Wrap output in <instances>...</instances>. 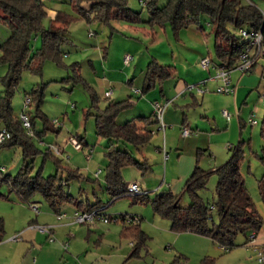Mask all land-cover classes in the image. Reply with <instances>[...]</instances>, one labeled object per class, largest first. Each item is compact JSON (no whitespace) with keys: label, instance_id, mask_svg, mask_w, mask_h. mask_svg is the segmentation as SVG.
I'll return each mask as SVG.
<instances>
[{"label":"rangeland","instance_id":"374dc122","mask_svg":"<svg viewBox=\"0 0 264 264\" xmlns=\"http://www.w3.org/2000/svg\"><path fill=\"white\" fill-rule=\"evenodd\" d=\"M253 1L264 10V0ZM80 3L89 7L91 0H82ZM160 3L164 4L165 0H161ZM44 4L49 13L44 20L46 28L51 26L55 14L59 11L78 16L71 0H44ZM129 4L135 11L142 12L144 20L148 19L143 0H129ZM202 24L203 30L199 25L192 24L176 33L171 25L156 26L152 29L145 22L112 20L108 23L96 19L89 22L78 16L68 26L70 41L63 45L65 54L61 63L48 59L44 62L41 72H34L25 67L13 95L12 105L17 116H20L23 110L30 114L36 113L35 102L28 107L25 106V100L27 93L36 87H43L45 94L40 109L47 115L49 121L58 119L62 123L60 126L62 129L60 132L48 130L42 140L34 137L37 148L44 152L49 145L54 144L61 150L56 154L62 159L64 166L80 169L83 177L71 179L64 186L75 197L92 203L98 199L102 200L105 203L101 209L104 216L116 217L126 213L136 216L134 221L140 222L141 228L150 236L148 248L151 255L148 259L153 258L155 264L167 260L171 263L177 256L179 257L177 264H200L205 256L215 258L216 264H260L256 259L258 251L255 245L251 242L246 244L247 238L243 233L236 236V246L227 251L206 236L190 232H172L169 228L170 220L156 214L150 201L135 202L131 195H125L108 204L111 196L106 189L108 159L105 152L109 140L96 132L97 105L103 109L110 100L119 101L132 96L136 104L118 115L119 124L136 116L149 115L154 111L155 101H158L168 105L163 120L167 129L164 134L163 130H159L160 123H157L150 144L140 149L129 145L133 156L136 159L147 158L152 168L143 173L136 165L125 166L122 174L127 183L137 182L145 192L149 191L151 199L168 189L179 193L193 172H187L188 167L183 165L192 159L197 163L199 148L206 149L200 157V166L212 168L230 158L234 148L243 141L245 159L241 170L247 187L246 196L253 199L264 221V202L258 186V179L264 174V165L255 154L260 152L264 145L261 135L264 118V56H261L263 62L260 61L256 65V73L262 77L263 83L259 89H254L250 93V95L254 93L255 101L251 98L248 104L242 105L246 107L241 111L245 113L243 114L245 126L240 125L238 115L231 111V116L235 117V120L229 127V119L218 109L221 96L227 94L219 93L212 87L206 92L211 95L209 99L211 107H208L210 102L204 103V94L199 91V87L203 90L207 88L203 82L204 79L210 78V73L217 74L216 63L219 61L215 50V25L206 20ZM55 25L57 24H54V30L57 27ZM233 31L239 33L238 30ZM10 34V28L0 21V44ZM32 45L31 54L42 46L41 34L32 41ZM127 54L132 56L129 63L124 61ZM1 55L0 47V57ZM204 55L212 60L207 69L200 64ZM153 60L160 64L175 65L177 75L162 82L157 81L148 92L141 94L149 63ZM8 69V64L0 61V95L5 94L6 86L2 78ZM78 73L83 79L78 78ZM180 88H183V92H180ZM108 91H112L111 97H108ZM191 92L198 98V103ZM252 115L258 121L255 125L249 122ZM36 118L37 127L43 128L42 118L40 116ZM168 118H171V121ZM183 119L184 124L194 130L186 137L182 136L181 128L185 126L182 124ZM78 135L83 136L84 142L88 143L82 150L75 149L69 140L71 136ZM230 144L233 148H230ZM43 152L34 156V172L42 168L45 176L55 174L57 166L54 157L45 158ZM210 153L213 155L210 156ZM90 154L92 157L88 158ZM24 162L23 148L20 145L5 147L0 151V169L5 173L16 174ZM99 170L101 172L97 176L96 172ZM64 174L66 175V172ZM59 176L61 177V171ZM61 182L60 179L57 180L58 185ZM217 183L218 176L214 174L209 179L207 187L199 191L204 200L215 202L218 199ZM9 190L6 184L0 187V191L6 194H9ZM9 195V199L0 197V217L6 216L10 221L15 219L19 212L25 215L24 212L13 209L12 200L23 201L27 207H30L29 203L38 205L41 211L44 207L49 208L41 193H35L30 202L21 200L15 193ZM190 203L191 197L185 193L181 205L187 206ZM66 208L76 207L73 204H66L64 209ZM76 225V228L82 227L85 230L90 228L94 241L101 239L102 248L110 247L111 252L118 250L119 245L123 244L130 248L128 251L130 255L132 241L120 236L121 222L111 220L106 223L97 218L93 222L87 221L85 224L78 222ZM261 232H264V223ZM103 233L105 235H102ZM146 254L148 252L144 250L142 255Z\"/></svg>","mask_w":264,"mask_h":264},{"label":"trees","instance_id":"16d2710c","mask_svg":"<svg viewBox=\"0 0 264 264\" xmlns=\"http://www.w3.org/2000/svg\"><path fill=\"white\" fill-rule=\"evenodd\" d=\"M71 1L78 16L89 22L94 19L108 23L112 20L145 22L152 29L156 26L171 25L178 33L180 29L192 24L199 25L203 30L202 23L206 20L215 25V50L219 60L216 63L217 69L236 65L241 53L248 47L249 41L241 34V29L263 30L264 33V12L253 0H165L164 4L160 3L161 0H143L149 15L146 20L142 18L141 11L131 8L129 0H91L89 7L82 6L80 3L82 0ZM48 14L44 0H0V21L11 30L10 36L0 44L2 49L0 61L8 64L9 67L7 74L2 78L6 89L5 94L0 95V128L6 127L11 132V138L0 143V151L5 147L20 145L25 157L24 164L16 174L5 173L0 169V187L4 184L8 185L9 194L15 193L21 200L29 202L35 193H41L56 214H62L66 204H73L80 212L96 210L99 214H103L101 209L105 203L102 200L98 199L93 203L89 200H80L65 189L64 186L71 179L83 177L80 169L64 166L62 159L49 146L43 152L34 143V137L42 140L48 130L60 132L62 129L49 121L47 115L40 109L45 94L43 87H36L27 93V98H30L28 107L33 102L37 107L36 113L27 112L34 131L32 136L27 134L20 116L14 113L12 98L22 71L28 67L34 72H41L44 62L48 59L61 63L65 54L63 45L70 41L68 26L78 17L59 11L55 14L54 23L46 28L44 20ZM55 23L56 30L53 29ZM231 28L238 30L239 33H235ZM39 34L42 36V46L31 54L32 41ZM255 66L256 63L253 68ZM176 72L175 65L150 61L140 93L148 92L157 81L162 82L168 77H173ZM78 78L83 79L79 73ZM134 104L136 101L129 96L119 101L110 100L103 109L97 105L96 132L109 140L105 152L108 159L106 189L111 196L108 204L125 195H131L135 202L150 201L156 214L170 220L172 231L206 236L215 244L227 247L228 250L236 246L235 238L240 233L246 235V244L250 242L252 232L259 235L264 221L253 199L246 196L247 187L241 170L245 159L243 141L234 148L230 158L212 168L200 166V157L206 149L199 148L194 170L179 193L168 189L151 199L149 191L145 192L142 188L140 192L130 191V183L124 180L122 169L127 165H136L146 173L152 166L147 158L136 159L129 150V145L140 149L150 144L155 132L154 126L159 123L153 111L149 115L136 116L119 124L118 115ZM38 116L43 121L41 129L37 127ZM261 135L264 140V118ZM77 138L83 146L88 144L84 142L83 136L78 135ZM40 152L44 153L45 158L54 157L57 166L55 174L45 176L42 168L34 172V156ZM255 154L264 165V145L261 151ZM214 174L218 176L216 187L218 199L211 202L204 200L199 191L207 187L209 179ZM58 179L62 181L59 185ZM258 186L264 202V174L258 179ZM185 193L191 197V203L187 206L181 205ZM9 194L0 191V197L9 199ZM108 217L110 221L121 222V237L132 241L130 258L141 257L144 250L149 252L150 236L141 228L140 222L134 221L136 216L126 213ZM5 232V220L0 217V241L4 239ZM178 259L177 256L170 264H177ZM200 264H216V261L215 258L205 256Z\"/></svg>","mask_w":264,"mask_h":264},{"label":"crops","instance_id":"0c3cea01","mask_svg":"<svg viewBox=\"0 0 264 264\" xmlns=\"http://www.w3.org/2000/svg\"><path fill=\"white\" fill-rule=\"evenodd\" d=\"M205 57L206 56L204 55L202 59ZM260 61H262L261 57L257 60L256 65ZM256 71V66L253 68V70L247 73H242L241 71L234 70L232 72V80L235 85V91L232 94L221 96L219 100L220 108L218 109L221 110L222 113L225 109L230 112H236L241 126H245L246 123V121L243 119V114L245 113H241L243 107H246L242 105L248 104L251 98L252 101H255V98H253L254 93H252L251 95L250 93L254 89H259L261 87V84L263 83L262 77L258 76ZM216 76L217 74L215 75V73H210V78L204 79L203 84L207 86V88L204 89L203 92L204 103L205 101H209L211 97V95H208V93L206 92L210 91L212 87H215V89H217V87L221 84V80ZM184 84L186 87L187 83L185 82ZM183 88H180V92H183ZM191 94L195 102L198 103V98L193 94V92H191ZM256 105L258 106L259 103H256ZM167 107L168 105L166 106V108ZM208 107H211V102ZM168 120L171 121V118H168ZM234 120L235 117L231 116V118L229 119V127L233 125ZM184 123L185 120L183 119L182 124L185 125ZM166 129L167 125L165 128V132ZM193 132L194 130L192 129V133ZM211 155H213V153H210V156ZM195 163L196 162H194V159H192V161H189L186 165L183 166L188 167L187 172L190 173L194 170V166L196 165ZM12 201L13 209H18L24 212L25 215H22L21 212H19L17 217H15V219H12V221L8 220V218L4 216L6 232L4 239L0 241V264H151L150 262H152V264L156 263L153 258L148 259V257L151 255V251L150 253L148 252L146 256L142 255L141 257L130 258V256L128 255V251L130 250V248L126 245L120 244L118 250H111V252L110 247L102 248L100 244L101 239H97L96 241H94L93 231L90 228H87L86 230L82 227L76 228V224L78 222L75 221L74 214L79 211L77 208H66L62 211V214H56L50 206L49 208L44 207L41 211V207H39L38 205H32L31 203H29L31 207L30 208L27 207V205L23 203V201ZM33 206H37L38 211H36ZM96 219H94L93 221H95ZM38 225L52 226V234L55 236L56 241L50 242L49 236L46 233L41 232L37 228ZM17 234L21 235V239L14 238V236H16ZM102 235H105V233H103ZM258 239L260 242L263 241L264 232H259ZM64 242H69V247L67 249L64 247ZM132 246L133 243L130 242V247ZM132 260H134V262H132ZM160 264H170V262L169 260L164 262L161 261Z\"/></svg>","mask_w":264,"mask_h":264},{"label":"built area","instance_id":"2783aa9c","mask_svg":"<svg viewBox=\"0 0 264 264\" xmlns=\"http://www.w3.org/2000/svg\"><path fill=\"white\" fill-rule=\"evenodd\" d=\"M249 1V0H247ZM264 12V10H263ZM241 34L248 39L249 45L248 47L241 53L240 58L236 65L233 67H221L217 69V78L221 80V84L217 87V92L222 93V94H232L235 91V85L232 80V72L234 70L241 71L242 73H247L253 69L254 64L257 62V60L261 57L264 56V33L263 30H247V29H241ZM255 51V52H253ZM132 60V56L127 54L124 57L125 63H129ZM212 63V60L209 56L203 58L201 60V66L205 69L209 68L210 64ZM200 92H204V90L199 87ZM108 97L111 96L112 91L107 92ZM264 99V95H263ZM30 101V98H27L25 100V106H28ZM167 105H163L162 103L155 101L154 103V111L157 115V118L160 123L159 130H163L165 132L166 125L164 123V112L166 109ZM223 115L227 117V119L231 118V113L228 110H223ZM20 119L22 121V124L24 128L27 131V134L32 136L34 134L32 124L30 121V118L28 116V113L26 110H23L20 113ZM249 122L252 125H255L258 123V121L254 118L252 115L249 118ZM52 123L55 126H62V123L58 119H54ZM192 133V129L189 126H183L182 127V135L184 137L190 135ZM11 138V132L6 128V127H1L0 128V143L6 141L7 139ZM69 140L74 144L75 149L77 150H82L83 149V144L80 142V140L77 137L71 136ZM51 150H53L55 153L61 152L60 148L58 146L51 144L49 145ZM232 145H230V148ZM91 154L88 155V158H91ZM101 170L96 172V175L99 176ZM129 189L131 192H140L141 187L137 182L135 183H130ZM36 211H38L37 206H33ZM96 218H100L104 222L108 223L110 222L108 216H104L102 214H99L98 211L94 210L91 212H76L74 214V219L76 222L79 223H85L87 221H93ZM37 228L43 232L46 233L49 236V241L54 242L56 241L55 236L52 234V229L53 227L50 225H38ZM15 239H21V235L17 234L14 236ZM258 234L256 232H252L250 235V242L255 245L256 250L258 251V254L256 256L257 261L260 264H264V239L261 242H258ZM64 247L67 249L69 247V242H64ZM223 250H228L227 247L221 246Z\"/></svg>","mask_w":264,"mask_h":264}]
</instances>
